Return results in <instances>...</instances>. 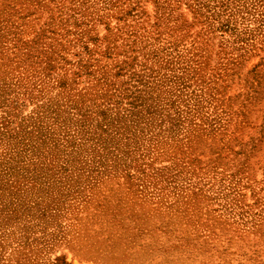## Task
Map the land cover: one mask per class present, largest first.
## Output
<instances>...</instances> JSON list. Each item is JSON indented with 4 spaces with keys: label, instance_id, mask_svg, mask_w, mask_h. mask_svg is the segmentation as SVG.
<instances>
[{
    "label": "rangeland",
    "instance_id": "rangeland-1",
    "mask_svg": "<svg viewBox=\"0 0 264 264\" xmlns=\"http://www.w3.org/2000/svg\"><path fill=\"white\" fill-rule=\"evenodd\" d=\"M0 264H264V0H0Z\"/></svg>",
    "mask_w": 264,
    "mask_h": 264
}]
</instances>
